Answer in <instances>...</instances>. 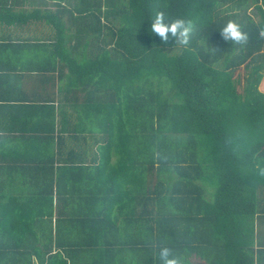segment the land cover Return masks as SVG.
<instances>
[{
  "label": "trees",
  "instance_id": "16d2710c",
  "mask_svg": "<svg viewBox=\"0 0 264 264\" xmlns=\"http://www.w3.org/2000/svg\"><path fill=\"white\" fill-rule=\"evenodd\" d=\"M43 5L51 33L37 47L49 89L10 166L32 194L0 211L25 242H0V254L18 242L37 254H152L159 264L167 245L186 262L261 260L264 0ZM157 10L192 21L187 44L151 32ZM229 20L246 41L222 37Z\"/></svg>",
  "mask_w": 264,
  "mask_h": 264
},
{
  "label": "crops",
  "instance_id": "0c3cea01",
  "mask_svg": "<svg viewBox=\"0 0 264 264\" xmlns=\"http://www.w3.org/2000/svg\"><path fill=\"white\" fill-rule=\"evenodd\" d=\"M44 2L50 3L49 7L53 10L57 9L56 0H0L1 212L9 210L12 198L14 201L19 194H32L26 187H21L14 181L20 177L16 173L11 175L10 166L18 162L17 159L23 154L21 147L24 146L25 139L22 132L33 127L30 117L35 112L31 110V106L41 104L44 90L49 89L42 82L40 62L43 52L37 47L44 36L51 33V28L43 19L44 12H41L47 8L43 5ZM64 3L67 4L68 1ZM3 5L8 9H2ZM70 15L69 12H63L61 18L74 28L76 24L70 22ZM54 81L58 82L57 76ZM54 87L53 82L52 90L56 92ZM52 233L51 241L58 242L56 230L53 229ZM14 235L11 234L10 220L0 218V242H25L24 238ZM42 241H45V238L42 239L39 235V241L36 243L41 246ZM18 242L12 247L7 246V253L0 254V264H153L150 259L152 254H37V246L27 251L16 247ZM261 258L256 264H264V255ZM187 259L186 264H207L196 254Z\"/></svg>",
  "mask_w": 264,
  "mask_h": 264
},
{
  "label": "clouds",
  "instance_id": "9594fccd",
  "mask_svg": "<svg viewBox=\"0 0 264 264\" xmlns=\"http://www.w3.org/2000/svg\"><path fill=\"white\" fill-rule=\"evenodd\" d=\"M151 32L158 34L162 42H167L169 36L180 38L181 43L187 44L192 31V21L184 18L168 20L163 10H157L150 22ZM220 30L222 37L229 42H244L247 33L242 26L235 21L229 20ZM159 264H186L183 257L175 254L167 245L159 247L157 252Z\"/></svg>",
  "mask_w": 264,
  "mask_h": 264
},
{
  "label": "rangeland",
  "instance_id": "374dc122",
  "mask_svg": "<svg viewBox=\"0 0 264 264\" xmlns=\"http://www.w3.org/2000/svg\"><path fill=\"white\" fill-rule=\"evenodd\" d=\"M251 12H253V11H251ZM239 73L243 74L245 77V74L247 73V71L244 70L243 67H241V69L239 70Z\"/></svg>",
  "mask_w": 264,
  "mask_h": 264
}]
</instances>
